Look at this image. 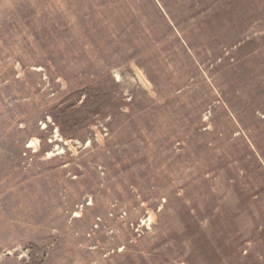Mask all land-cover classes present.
Here are the masks:
<instances>
[{
	"label": "rangeland",
	"instance_id": "obj_1",
	"mask_svg": "<svg viewBox=\"0 0 264 264\" xmlns=\"http://www.w3.org/2000/svg\"><path fill=\"white\" fill-rule=\"evenodd\" d=\"M0 264H264V0H0Z\"/></svg>",
	"mask_w": 264,
	"mask_h": 264
}]
</instances>
